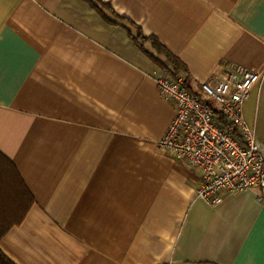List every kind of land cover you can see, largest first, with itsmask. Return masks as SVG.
Listing matches in <instances>:
<instances>
[{
  "label": "crops",
  "instance_id": "crops-1",
  "mask_svg": "<svg viewBox=\"0 0 264 264\" xmlns=\"http://www.w3.org/2000/svg\"><path fill=\"white\" fill-rule=\"evenodd\" d=\"M91 1L122 24L89 0H0V154L33 198L0 250L15 264L258 262L264 191L195 195L199 175L158 144L174 110L157 77L197 93L232 63L262 72L243 116L264 148V0ZM136 27L186 73L144 53Z\"/></svg>",
  "mask_w": 264,
  "mask_h": 264
},
{
  "label": "built area",
  "instance_id": "built-area-1",
  "mask_svg": "<svg viewBox=\"0 0 264 264\" xmlns=\"http://www.w3.org/2000/svg\"><path fill=\"white\" fill-rule=\"evenodd\" d=\"M262 78V72L232 63L194 93L184 77H157L160 95L174 110L158 144L199 175L195 195L208 203L228 192L264 191V148L243 116L244 102Z\"/></svg>",
  "mask_w": 264,
  "mask_h": 264
},
{
  "label": "trees",
  "instance_id": "trees-1",
  "mask_svg": "<svg viewBox=\"0 0 264 264\" xmlns=\"http://www.w3.org/2000/svg\"><path fill=\"white\" fill-rule=\"evenodd\" d=\"M89 1L106 20L122 24V22L114 20L102 12L95 2ZM127 23L133 27L135 26L131 21H127ZM136 28L137 32L135 35L130 30L128 33L144 53L160 64L161 67L171 71L172 74L177 71L186 73L185 65L175 55L170 53L155 37L145 36L138 27ZM148 46L152 49L151 52L147 50L146 47ZM186 81L187 78L184 80V87L192 92L186 85ZM32 202V195L28 192L15 166L10 160L0 154V238L10 227L22 221ZM0 264L15 263L0 250Z\"/></svg>",
  "mask_w": 264,
  "mask_h": 264
},
{
  "label": "snow or ice",
  "instance_id": "snow-or-ice-1",
  "mask_svg": "<svg viewBox=\"0 0 264 264\" xmlns=\"http://www.w3.org/2000/svg\"><path fill=\"white\" fill-rule=\"evenodd\" d=\"M5 72V48L4 39L0 34V95H2V81ZM257 242V232L254 230L250 235L249 241L246 244V250L250 247H255ZM259 246L261 251V259L253 262L238 261L237 264H264V217L260 221V232H259Z\"/></svg>",
  "mask_w": 264,
  "mask_h": 264
},
{
  "label": "rangeland",
  "instance_id": "rangeland-1",
  "mask_svg": "<svg viewBox=\"0 0 264 264\" xmlns=\"http://www.w3.org/2000/svg\"><path fill=\"white\" fill-rule=\"evenodd\" d=\"M186 166V165H185Z\"/></svg>",
  "mask_w": 264,
  "mask_h": 264
}]
</instances>
